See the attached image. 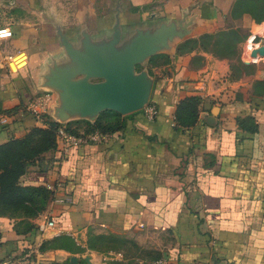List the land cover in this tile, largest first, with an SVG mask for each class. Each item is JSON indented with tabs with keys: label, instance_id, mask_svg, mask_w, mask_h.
<instances>
[{
	"label": "crops",
	"instance_id": "crops-1",
	"mask_svg": "<svg viewBox=\"0 0 264 264\" xmlns=\"http://www.w3.org/2000/svg\"><path fill=\"white\" fill-rule=\"evenodd\" d=\"M34 1L0 0V26L12 30L0 38V142L43 125L29 107L39 98L62 124L113 109L123 125L65 153L46 151L43 170L30 167L54 185V198L30 219L55 226L24 232L20 216L0 213V264H80L51 240L93 226L125 237L156 232L152 246L181 264H264V56L242 59L251 69L234 72L226 56L179 49L233 26L236 0H113L104 12L87 2L35 9ZM19 52L24 62L12 67L9 55ZM159 53L169 58L151 62ZM241 57L251 58L245 44ZM134 87L139 106L103 104ZM194 92L198 116L180 125L176 104ZM149 101L158 107L152 119L143 113Z\"/></svg>",
	"mask_w": 264,
	"mask_h": 264
},
{
	"label": "trees",
	"instance_id": "trees-1",
	"mask_svg": "<svg viewBox=\"0 0 264 264\" xmlns=\"http://www.w3.org/2000/svg\"><path fill=\"white\" fill-rule=\"evenodd\" d=\"M239 1L236 0L235 5ZM232 14L234 15V7ZM263 18L264 13L255 17L256 21H261ZM258 39L259 36L256 35L254 40ZM191 40L194 39L186 40L179 49ZM157 57L163 61L169 58L167 54L159 53L151 56L150 61L154 62ZM201 101V95L195 92L181 96L174 110L177 122L180 125L194 122ZM32 114L36 118L33 112ZM39 118L43 121V125L33 124L22 135L10 136L0 142V213L20 216L21 219L17 221L18 227L24 232L33 227L37 229V224L30 218L44 211L54 198L53 188L32 177L30 165L37 164L39 170H43V153L57 148L58 127L63 125L74 133L95 129L107 133L123 125L122 115L113 109L102 110L93 121L78 119L74 121L77 123L75 125L70 122L62 124L50 118L45 112L40 113ZM65 240L69 242L72 239L69 235L61 234L55 236L51 243L53 246L61 245L70 249L69 243Z\"/></svg>",
	"mask_w": 264,
	"mask_h": 264
},
{
	"label": "rangeland",
	"instance_id": "rangeland-1",
	"mask_svg": "<svg viewBox=\"0 0 264 264\" xmlns=\"http://www.w3.org/2000/svg\"><path fill=\"white\" fill-rule=\"evenodd\" d=\"M44 2L46 5L51 3L52 6H56L58 10H61V8L72 10L77 7L79 3L87 2L93 6L96 12H104L113 0H35L34 3H36V5L34 8L39 9L38 5H40L42 9L44 7ZM17 9V13L22 16L35 15L37 17L41 15L38 14V12L30 13L23 8ZM263 13L264 0H240L234 6L233 16L237 19H231L233 26L214 31L204 37L195 38L184 44L181 50L186 51L191 48L209 50L214 54L228 57L234 72L250 70L251 66L245 65L242 59H244L245 62L253 60H250L251 58L247 59L241 57L242 49L245 44V50L247 49L248 52H250V49L254 45H257H252L247 43V41L252 31L256 28L258 30L260 25L257 27L256 23L264 20L263 18L261 21H256L255 17ZM257 35L260 36L259 39L253 42L261 41L264 43V35L259 33H257ZM20 54H23V52ZM198 62H200V59ZM11 65L12 67L16 66L14 63H11ZM44 155L45 153H43V157ZM31 166L32 165H30V167ZM69 236L72 240H69V242L65 240V242H68L70 249L76 253L72 254L74 257V260H72L80 264H148L151 260L162 255L159 253V249L152 246L153 243L160 238L159 234L156 232L147 235L139 234L125 237L115 235L105 230H96L93 226L88 227L84 235H78V237ZM67 264H70L69 259Z\"/></svg>",
	"mask_w": 264,
	"mask_h": 264
},
{
	"label": "built area",
	"instance_id": "built-area-1",
	"mask_svg": "<svg viewBox=\"0 0 264 264\" xmlns=\"http://www.w3.org/2000/svg\"><path fill=\"white\" fill-rule=\"evenodd\" d=\"M12 35V30L7 26H0V38L9 37ZM257 35V34H256ZM253 36L252 40H254L255 36ZM259 36V35H258ZM260 37V36H259ZM254 44H260L261 42H253ZM21 52L15 54L14 56L9 55V64L14 63L16 66H19L24 62L25 55L20 54ZM12 66V65H11ZM197 89H204L203 85H199ZM30 110L35 114L36 118L40 117V113H42L45 108V100L43 98L35 99L30 102ZM158 112V107L156 103L153 101L147 102L143 107L144 115L152 119ZM1 121H6V117H0ZM106 133L101 132L98 129L91 130L88 132H80L74 133L65 128V126L61 125L57 130V150L61 153H65L69 148L76 147L82 143L93 142L101 140ZM60 184V182H56ZM46 185L50 188H53L54 185L50 183H46ZM55 226V220L53 218H46L45 220L37 223V229L40 232L45 231L48 228H52ZM148 264H181L179 261L171 259L165 255L158 256L157 258L151 260Z\"/></svg>",
	"mask_w": 264,
	"mask_h": 264
},
{
	"label": "water",
	"instance_id": "water-1",
	"mask_svg": "<svg viewBox=\"0 0 264 264\" xmlns=\"http://www.w3.org/2000/svg\"><path fill=\"white\" fill-rule=\"evenodd\" d=\"M259 56H264V43L254 45L250 49V57H251L250 60H254L256 59V57H259ZM115 83H116V79L112 78L110 83L107 86H104L98 89V92L100 93L102 97L107 95L111 91ZM133 89L134 91L133 93H131L129 97H128V93H126V96L124 97V95L121 92H118V95L115 101H106V102H103V104L116 108L122 112L131 110L141 104V98L135 91L136 87H134ZM71 259L74 260V257L72 256Z\"/></svg>",
	"mask_w": 264,
	"mask_h": 264
},
{
	"label": "bare ground",
	"instance_id": "bare-ground-1",
	"mask_svg": "<svg viewBox=\"0 0 264 264\" xmlns=\"http://www.w3.org/2000/svg\"><path fill=\"white\" fill-rule=\"evenodd\" d=\"M258 32L264 35V23L258 27Z\"/></svg>",
	"mask_w": 264,
	"mask_h": 264
}]
</instances>
